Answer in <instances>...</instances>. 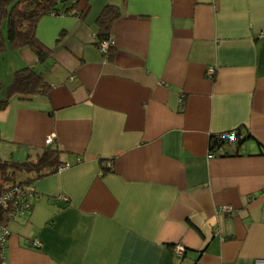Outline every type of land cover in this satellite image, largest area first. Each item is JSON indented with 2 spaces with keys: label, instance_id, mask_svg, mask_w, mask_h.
Returning <instances> with one entry per match:
<instances>
[{
  "label": "crops",
  "instance_id": "0c3cea01",
  "mask_svg": "<svg viewBox=\"0 0 264 264\" xmlns=\"http://www.w3.org/2000/svg\"><path fill=\"white\" fill-rule=\"evenodd\" d=\"M64 1L37 23L44 61L0 49L4 88L27 66L50 87L0 110V156L36 160L54 136L66 166L18 176L34 197L7 224L5 264L264 258V0ZM107 5L112 60L97 45ZM233 130L250 136L209 157L211 135Z\"/></svg>",
  "mask_w": 264,
  "mask_h": 264
},
{
  "label": "trees",
  "instance_id": "16d2710c",
  "mask_svg": "<svg viewBox=\"0 0 264 264\" xmlns=\"http://www.w3.org/2000/svg\"><path fill=\"white\" fill-rule=\"evenodd\" d=\"M74 6L75 4H66L64 0H0V49L5 48L8 41L14 48L29 47L41 61H44L50 55L51 50L37 38L38 21L47 14L68 13ZM119 16L120 9L117 6L107 5L102 10L97 20L99 26L98 46L101 41L110 38L112 22ZM3 27H6V37H4ZM105 55L109 60L114 58L113 45L108 48ZM49 88L41 72L33 67H23L14 73L13 80L8 87L4 88L0 80V110L6 108L14 98L30 100L36 95L47 94ZM241 134L240 130L212 134L210 151L212 153L219 151L227 142L236 144L238 150L250 136L249 133ZM62 165V150L53 144L47 145L36 160H5L0 156V197L17 183L25 182L32 187L34 179L18 180L20 174H35V178H39L56 171ZM110 167L105 169L109 171ZM11 211L12 208L4 209L0 204V226H7ZM3 262L4 259L0 256V264Z\"/></svg>",
  "mask_w": 264,
  "mask_h": 264
},
{
  "label": "built area",
  "instance_id": "2783aa9c",
  "mask_svg": "<svg viewBox=\"0 0 264 264\" xmlns=\"http://www.w3.org/2000/svg\"><path fill=\"white\" fill-rule=\"evenodd\" d=\"M114 45L113 39L110 37L106 40H103L99 44V49L103 54H106L108 48ZM209 76H213L214 70H208ZM54 136H50L46 140V144H53ZM214 154H209V157H213ZM111 166V165H110ZM66 166H62L60 169L65 168ZM34 197V191L32 187L28 183H17L11 186L6 192H4L0 197V204L4 209L12 208L10 213V220L15 218L18 215H22L28 212L32 207V199ZM60 199L67 200V197L64 195L60 196ZM10 231L7 226H0V256L4 259V247L9 235ZM40 242L35 241L34 246L40 247ZM173 251L177 255H183L186 251V248L181 243H176L173 247ZM5 264V261L3 262ZM253 264H264V258H257L254 260Z\"/></svg>",
  "mask_w": 264,
  "mask_h": 264
}]
</instances>
